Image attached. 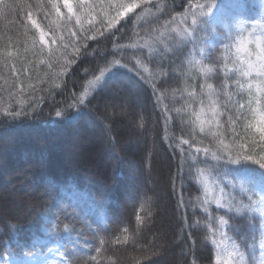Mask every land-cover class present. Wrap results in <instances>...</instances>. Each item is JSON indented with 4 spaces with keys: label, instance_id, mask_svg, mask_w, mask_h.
<instances>
[{
    "label": "snow or ice",
    "instance_id": "snow-or-ice-1",
    "mask_svg": "<svg viewBox=\"0 0 264 264\" xmlns=\"http://www.w3.org/2000/svg\"><path fill=\"white\" fill-rule=\"evenodd\" d=\"M229 6L230 14L219 0H187L179 12L167 0H0V19L14 25L0 32V79L7 86L0 91L6 90L9 98L17 90L23 94L22 73L16 64L26 73L39 57L40 65L48 69L40 83L49 84L40 91L54 98L57 89L67 88L64 78L73 66L90 55L89 42L99 45L110 40L111 49L99 53L104 65H97L79 92L72 90L66 107H57L55 117L63 119L69 110L83 115L92 99L107 89L115 70L132 72L136 77L132 84L151 89L153 110H159L163 121L162 142L173 155L179 153L171 177L173 193L177 178L183 187L186 166L202 190L192 211L199 207L208 217L206 227L215 248L213 264H264V12L245 16L239 0H230ZM129 25L132 36L119 43ZM5 69L11 79L4 75ZM91 71L84 69V75ZM217 79L218 84L214 83ZM169 80L178 86L161 87ZM132 84L121 82V103L109 99L104 110L113 119L134 116V129L143 135L148 121ZM28 87L37 91L31 84ZM44 98L32 95L15 108L11 104L0 108V115L13 121L33 115ZM166 99L180 106L170 108L163 103ZM177 121L180 136L173 130ZM111 127L104 125L110 143L114 141ZM151 199L145 197L140 209L150 206ZM188 203L182 194L177 196L182 232L185 227L199 226L198 221L188 222ZM213 205L224 215H213ZM151 216L148 211L147 217ZM235 219L241 225L231 222ZM136 221L143 225L145 218L138 212ZM86 228L100 245L87 257L78 254L83 251L79 241ZM230 231L236 232L238 241ZM128 240L117 235L110 242L118 245ZM107 242L90 224L79 221L75 211L65 209L63 219H47L30 242L0 253V260L3 264H104ZM165 251L166 245L160 244L151 255L162 257Z\"/></svg>",
    "mask_w": 264,
    "mask_h": 264
},
{
    "label": "trees",
    "instance_id": "trees-1",
    "mask_svg": "<svg viewBox=\"0 0 264 264\" xmlns=\"http://www.w3.org/2000/svg\"><path fill=\"white\" fill-rule=\"evenodd\" d=\"M167 3L170 6L174 3L173 10L179 12L187 0H167ZM219 3L225 13H231L230 0H219ZM239 4L245 16H256L257 10L264 12L254 0H239ZM12 28L14 25L9 20L0 19V32ZM130 28L131 25L119 43L129 41L132 36ZM9 34L14 35L11 31ZM89 43L90 55L78 67L73 66L64 78L67 88L63 91L57 89L54 98L40 91L49 84L40 83L48 69L40 65L39 57L34 66H28L26 73L20 63L16 64L22 73L23 94L17 90V95L9 98L6 90L0 91V108L10 104L15 108L32 95L45 97L33 115L21 116L15 121L0 115V253L14 248L17 243L30 242L43 222L51 217L63 219L67 209L75 211L79 221L90 224L99 236L109 241L104 246V264H110L109 258L116 264H193V260L195 264H213L215 248L206 227L208 217L199 207L195 213L192 211L202 190L188 175L186 166L183 187L177 178L176 193H173L171 177L176 173L179 153L173 155V150L161 140L163 121L159 110H153L150 88L132 84L136 81L134 74L119 68L107 89L92 99L83 115L69 110L65 118L55 117L57 107H66L72 90L79 92L81 83L98 70L97 65H104L99 53L112 46L110 40H103L99 45ZM92 49H98V52L93 53ZM86 68L93 70L89 76L84 75ZM149 68L155 70L152 65ZM4 75L11 79L7 69ZM121 82L132 84V91L138 93L148 121L143 135L134 129V116L113 119L105 114L104 105L109 99L113 104L121 103L118 98ZM219 82V79L214 81ZM30 84L37 89L35 93L28 87ZM177 86L175 80L161 85L166 88ZM0 88H7L2 79ZM163 103L170 108L180 106L170 99ZM105 123L112 126V143L106 138ZM173 130L177 136L182 135L178 121ZM184 135L187 138L186 133ZM179 194L186 203L192 202L188 203V222H199L198 227H185L183 232L180 214L176 211ZM145 197L152 198L150 206L141 210L140 204ZM148 211L152 212L150 218L147 217ZM138 212L145 218L143 225L136 221ZM212 214L224 215L216 212L214 205ZM231 222L238 226L242 223L238 219ZM125 228L127 232L123 231ZM138 228L139 235H136ZM117 235L122 240L128 236V242L111 243ZM229 235L239 240L235 231H230ZM160 244L166 245L165 254L152 256L151 252ZM99 246V240L86 228L79 241V248L83 251L78 254L94 255Z\"/></svg>",
    "mask_w": 264,
    "mask_h": 264
},
{
    "label": "rangeland",
    "instance_id": "rangeland-1",
    "mask_svg": "<svg viewBox=\"0 0 264 264\" xmlns=\"http://www.w3.org/2000/svg\"><path fill=\"white\" fill-rule=\"evenodd\" d=\"M254 3L264 10V0H254ZM0 264H3V260H0Z\"/></svg>",
    "mask_w": 264,
    "mask_h": 264
}]
</instances>
